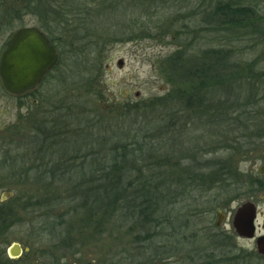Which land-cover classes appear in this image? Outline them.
Masks as SVG:
<instances>
[{
  "label": "rangeland",
  "instance_id": "374dc122",
  "mask_svg": "<svg viewBox=\"0 0 264 264\" xmlns=\"http://www.w3.org/2000/svg\"><path fill=\"white\" fill-rule=\"evenodd\" d=\"M104 1L31 0L30 9H26L28 5L23 0H8L21 13L18 23L24 26L0 37V56L11 33L24 27H38L57 42L60 61L37 90L23 98L9 95L0 84V171L10 170L20 191L15 195L8 188H0V209L21 211L18 217L10 219L16 225L0 231V264H147L151 255L174 256L166 264H204V256L211 252L219 256L220 264H264L256 241L238 237L232 227L235 210L252 201L258 210L257 236H264V188L255 194L253 187L257 178L264 179V169L260 174L264 168V35L260 32L264 29V0H249L257 6L256 14L260 17L256 30H241L230 46L226 33L208 32L205 37L208 50L230 48L241 75L233 83L234 92L222 88V93L213 99L221 111L212 108L213 113L199 115L202 132L198 135L203 139L191 144L184 142L182 134L179 140L185 145L181 146L179 141L175 142L178 132L172 121H163L161 124L165 123L167 130L163 131L159 152V135L154 136L155 146L146 144L147 138L144 143L152 129L148 125L147 132L144 131L147 120L160 121L162 113L184 116L180 106H174V113L161 110L176 94L175 86L167 81V60L191 43L193 25L189 17L199 18L206 7L210 12L216 4L196 0L193 8L181 11V4L172 0L169 4L178 13L168 19L171 22L163 30L157 27L159 18L147 20L144 14L134 20L131 12L123 8L105 19L100 12L110 6ZM43 3L46 15L35 7ZM6 6L5 0H0V12ZM54 11L58 16H51ZM123 27L127 28L125 34ZM157 100L162 102L160 111L152 112L159 105ZM214 116L222 118V125L227 119H242L246 128H237L239 133L231 135L226 143L223 131L215 132L213 127L210 134L207 118ZM193 119H188L190 125H197ZM136 143L146 149L144 157H139L140 178H149L153 187L161 184L158 197L170 215L164 234L150 243L154 247L147 252L143 247L149 243H139L146 231L135 228L133 220L118 225L115 222L118 229L107 225L111 223L107 221L96 231L83 220L85 213L93 214L91 220L103 213L94 201L101 194L110 195L112 183H116L117 177L107 179L106 169L114 160L112 154L124 144ZM196 143L199 145L195 146ZM195 148L200 166L209 158L225 166L228 161L232 173L221 175L220 184L209 192L191 188L182 193L180 189L168 188L175 185L176 176L165 173L160 156L168 151V158L188 168L193 163ZM4 161H13L19 168L12 171V167L4 166ZM164 183L169 185L163 187ZM260 183L264 185V180ZM23 189L29 195H23ZM134 189L136 193L141 190L132 184L127 196ZM6 193L11 196L3 198ZM15 198H19L16 203L12 200ZM46 199L50 201L47 204ZM120 212L114 211L116 216ZM219 214L222 224L217 226ZM40 215L47 217L43 223L50 226H42L41 233V226H37ZM183 231L187 237L194 235V240L182 239ZM13 244L23 248L19 259L6 256Z\"/></svg>",
  "mask_w": 264,
  "mask_h": 264
},
{
  "label": "trees",
  "instance_id": "16d2710c",
  "mask_svg": "<svg viewBox=\"0 0 264 264\" xmlns=\"http://www.w3.org/2000/svg\"><path fill=\"white\" fill-rule=\"evenodd\" d=\"M23 1L26 5H28L26 9H30V5L32 4L31 0ZM165 1L166 2H163V0H105L103 4H108L110 8L101 10L100 15L105 19L107 17L111 18L118 12L122 11V8L124 10L128 9L131 12L134 20L138 19L140 15H142L143 17L144 14L147 20L159 18V20L156 22L157 27L163 30H167L165 25L168 22H171L168 19H170L173 15L175 16L178 12L175 13V6L169 4L172 0ZM176 1L181 4L180 9L182 11L183 9L191 8L196 0ZM210 1L212 3H215L216 5L212 6L210 12L206 7L199 18L194 17L193 15L190 16L192 10L188 12V15L190 16L189 18L191 20L190 23L191 25H193V30L190 32V39L192 41L187 45L186 50L168 58L167 60L166 71L168 72L169 77V80L167 81L171 85L175 86L176 94L175 96L167 100V105H165V108H162L161 110H168L169 113H174L176 112V108L174 106H180V108L183 109V112L181 113H184V116L179 114H167V116L166 114L162 113L160 114L161 116L158 115L160 116V121H158L156 118H150L147 120L148 123H145V126L147 127L144 131L147 132L148 125L152 126V129L147 132L144 143H146L147 138L148 143L146 144L155 146L153 144V140L157 139V136H154L159 135L160 137L158 138L159 141L157 148L158 152L159 148L163 146V131L167 130V128L164 126L165 123L161 124V122L172 121L175 131L178 132L177 136H175V142L179 141V144L181 146L185 145L184 142H189L192 144L194 143V140H196L197 142L201 141L203 138L198 135L199 132H202L201 128L199 127V115L201 113H205L206 115H209L208 113H213L211 110L212 108L213 110H215L216 108L221 111V109L218 108L213 102V99H216V96L222 93V88L223 90H226V92L227 90H232L234 92L232 88L234 86L233 83H235V81L238 80L239 75H241L239 64L234 62V55L233 52H231L230 48L219 49L213 47L211 48V50H208L206 48L207 44L205 42L207 33H226L229 41L228 46H230L232 41L234 42L236 40L241 30H248L250 28L256 30L258 24L260 23V17H258L256 14L257 6L255 5V3H252L249 0ZM5 3L7 4V6L3 11L0 12V37L9 31H13L20 26H24V24L22 25V23H18L21 13L18 10H15L14 6H12V3H9L8 0H5ZM43 6L44 3L42 4V6H40L39 4H35L38 12L46 15L43 10L45 8ZM51 13V16H58L57 11ZM109 13H111V16ZM167 15L169 17L161 21V19L166 17ZM105 23L108 24V22ZM137 23L138 21H136V24ZM123 30L125 34L127 28L123 27ZM260 32L261 35H264L263 28H261ZM186 42L187 41H185V43ZM184 47H186L185 44ZM249 66L252 65H246L245 67ZM236 67H238L239 69H237ZM225 73H228L229 76H227V74ZM231 80H233V82ZM173 99L176 100V104L174 103ZM209 99L212 101H208ZM158 102L159 105L153 103V105H156L151 110L152 112L160 111L162 102L161 100H157V103ZM172 104L173 106H171ZM152 115H155V113H153ZM182 117L186 120L183 121ZM191 117H195V119L193 120L197 122V125H190L188 119H190ZM221 120L222 118L215 116L214 119L207 118L210 134L213 130V127L216 129L215 132L223 131L225 134L224 138L226 139V143L230 141L229 138L231 137V135L239 133L237 132V128L242 129V131L246 128V126H244L243 124V122L245 121H243L242 119H227L224 121L225 125H222L223 122ZM233 126L236 127L234 128ZM149 134H151V137L153 138H149ZM182 134L184 137V142L180 143L179 138H182ZM221 144L223 145L222 141ZM194 145L197 146L199 144L196 143ZM209 145L211 146L213 145V143L211 142L209 143ZM142 146L143 145H140V143H136L134 145L124 144L119 147L120 149L112 154L114 160L108 164L110 167H107L106 169L108 170L109 174V177L107 179H112V176L117 177V179L115 178L116 183H112L110 195L107 194L106 196H102L101 194L100 197H97V199H95V201L93 199L94 205H96L97 209L100 208L103 213L97 219L93 217V220H91L90 218V215L93 214L85 213V219L83 218V220H85L88 225L92 224V227H95L94 230L96 231L97 229H102L107 221L111 222L107 225L113 228L115 227V222L117 225L118 223L125 224L131 219L134 221L133 224L135 228L142 227L143 231H146V235L141 237L143 241L139 243H149L148 245H145L143 247L145 252H147L149 249L154 247H150V243L154 242V240L157 239L158 235L164 234V231L166 230V227L170 222V215L166 213L167 210H164L163 203H160L161 197H158V191L160 190L161 184L159 187H153V185H151L150 183L151 181L149 180V178H140L141 175H139V173H141V162L139 160V157L143 158L144 151L146 150ZM170 147L171 146H169L168 148ZM225 149H229L227 145L225 146ZM129 152H131V154ZM197 153L198 149L195 148V154L192 158L193 163L188 168H182L180 166V162H174L170 158H168V151L164 156H160L161 161L166 166L165 173H169V175L171 176H176V178H174L176 179V183H174L175 185L169 186L168 188H175L176 190L180 189L182 193L185 192V190H189L191 188L209 192L216 185L220 184L222 180L220 178L221 175L232 173V165L228 161H226L227 165L225 166L217 164L218 161H216V159L213 158V161H211V158H209L205 161V165L203 167L200 166V157ZM3 164L4 166L12 167V171L15 168H19L13 161H11L10 163L4 161ZM167 169L169 170V172L167 171ZM133 171L136 172V176H132V173H130ZM221 171L223 174L220 173ZM10 174V170L5 172L0 171V184H2L0 185V188H8L10 189V193L19 195L20 191L17 187L18 183H16L15 180L12 179ZM95 176L96 174L93 176V178ZM131 176L134 177V179H132ZM83 178L84 176L82 177V179ZM9 179L12 181L10 182V184L7 182V180ZM137 180H140V182H138ZM262 180L264 179L257 178L254 181L253 187H255V194H259L260 189L264 188V185L260 183V181ZM79 183H82V181H80ZM132 184H134L135 187H138L141 190L136 193L134 189L130 193V196H127V191H130ZM167 185L169 184H162L163 187H167ZM60 189L61 188H59V190ZM21 192L23 195L25 194L24 189L21 190ZM25 195L29 194L27 193ZM59 196L61 198H64L63 195ZM18 199L19 198H15L12 200L16 203ZM65 199L70 202L69 198ZM48 202H50L49 199H46V204ZM35 204L36 202H34V205ZM34 207L40 209L38 206ZM26 208L29 209L28 207ZM48 209L50 208L48 207ZM116 209L121 210V212L117 216L114 213ZM20 212V210L14 208H6L5 210L0 209V231L9 230L11 227H13V225H16V221L12 220L15 219L16 216L18 217ZM112 212L114 213V216L112 215ZM40 217H42L41 222L37 224V226H41V229L38 228L39 233H41V231L44 232L42 226L50 227L48 224L45 225V223H43L44 220H47V217H45L44 215H40ZM115 217H117V221H115ZM55 222L53 221L54 225ZM115 228L118 229L117 227ZM183 228L186 229V227ZM181 234L182 239L190 238L191 241L194 240L193 234H190L193 235L192 237H187L185 231L181 232ZM0 245H2V243ZM1 257L2 256L0 255V258ZM173 257L174 256L151 255L148 258L149 260H147V264H166L167 259H172ZM219 262L221 261L219 260V256L215 252L208 253V256H204L203 258L204 264H220Z\"/></svg>",
  "mask_w": 264,
  "mask_h": 264
},
{
  "label": "water",
  "instance_id": "95a60500",
  "mask_svg": "<svg viewBox=\"0 0 264 264\" xmlns=\"http://www.w3.org/2000/svg\"><path fill=\"white\" fill-rule=\"evenodd\" d=\"M58 62L59 56L44 32L38 27L20 28L12 34L1 53V85L9 95L21 98L36 90ZM10 196V193H6L3 198ZM257 221V206L248 201L235 210L232 227L238 237L256 240L258 253L264 255V236H257ZM221 224L222 215L219 214L217 226ZM9 254L12 258H20L23 250L20 245L13 244Z\"/></svg>",
  "mask_w": 264,
  "mask_h": 264
},
{
  "label": "flooded vegetation",
  "instance_id": "af4514ba",
  "mask_svg": "<svg viewBox=\"0 0 264 264\" xmlns=\"http://www.w3.org/2000/svg\"><path fill=\"white\" fill-rule=\"evenodd\" d=\"M46 36H47V38L49 39V41H50V43H51V45L55 48V50H56V52H57V54H58V56H59V61H60V53H59V48H58V45H57V42H55L53 39H51L47 34H46ZM58 65V64H57ZM57 67V66H56ZM55 67V68H56ZM54 68V69H55ZM53 69V70H54ZM46 78V77H45ZM44 78V79H45ZM44 79H43V81H44ZM43 83V82H42ZM36 91V90H35ZM34 91V92H35ZM22 248V247H21ZM9 249H10V247H9ZM9 249H8V255H6V256H8V258H11V259H13V260H15V258H12L11 256H10V254H9ZM22 250H23V248H22ZM16 259H19V258H16Z\"/></svg>",
  "mask_w": 264,
  "mask_h": 264
}]
</instances>
